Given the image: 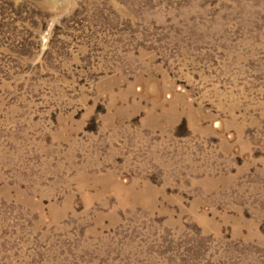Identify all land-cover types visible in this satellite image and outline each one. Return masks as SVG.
<instances>
[{"label":"rangeland","instance_id":"obj_1","mask_svg":"<svg viewBox=\"0 0 264 264\" xmlns=\"http://www.w3.org/2000/svg\"><path fill=\"white\" fill-rule=\"evenodd\" d=\"M0 264H264V0H0Z\"/></svg>","mask_w":264,"mask_h":264},{"label":"bare ground","instance_id":"obj_2","mask_svg":"<svg viewBox=\"0 0 264 264\" xmlns=\"http://www.w3.org/2000/svg\"><path fill=\"white\" fill-rule=\"evenodd\" d=\"M162 106H161V102L160 101H158V102H156L154 105H153V107H152V109L149 111L150 113H148V116H151V117H154V116H156V109L157 108H161ZM166 111H168L167 113H169V114H171V115H174V117L175 118H177V112H175V110H176V102H171V105H170V107L169 108H167V109H165ZM171 120H174L173 118H171ZM103 177H99V176H92V179H93V181L94 182H104V180H107L108 182L109 181H111V177L110 176H106V178L103 180L102 179ZM131 188H134V187H131Z\"/></svg>","mask_w":264,"mask_h":264}]
</instances>
